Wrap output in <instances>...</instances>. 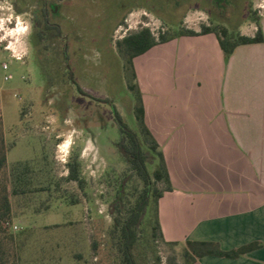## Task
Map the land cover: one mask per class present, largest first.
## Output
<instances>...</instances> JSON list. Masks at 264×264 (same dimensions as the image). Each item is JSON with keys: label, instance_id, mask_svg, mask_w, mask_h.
Instances as JSON below:
<instances>
[{"label": "rangeland", "instance_id": "1", "mask_svg": "<svg viewBox=\"0 0 264 264\" xmlns=\"http://www.w3.org/2000/svg\"><path fill=\"white\" fill-rule=\"evenodd\" d=\"M40 7L41 0H0L3 176L8 180L17 163L35 170L34 191L10 194V226L0 235L9 263L120 264L110 232V203L128 169L115 146L120 133L111 106L103 100L114 104L130 128L137 125L115 41L139 26L156 33L179 24L199 29L201 23H222L242 33L253 22V12L260 18L264 0H67L60 10L63 17L50 19L62 20L71 31L60 24L61 34L43 27ZM122 8L131 12L123 13V23L113 29L116 10ZM37 27L43 35L36 33ZM73 156L81 162V184L64 179ZM135 186L140 182L133 176L126 192ZM149 233L145 220L139 251L148 264L154 255L161 264L170 255L182 263L179 247L151 241Z\"/></svg>", "mask_w": 264, "mask_h": 264}, {"label": "crops", "instance_id": "2", "mask_svg": "<svg viewBox=\"0 0 264 264\" xmlns=\"http://www.w3.org/2000/svg\"><path fill=\"white\" fill-rule=\"evenodd\" d=\"M116 11L113 29L131 8ZM259 25L264 37V10ZM255 31L252 22L241 34ZM133 64L144 122L173 187L158 200L164 239L222 250L259 242L236 258L205 255L193 264H264V41L225 58L214 33L183 35Z\"/></svg>", "mask_w": 264, "mask_h": 264}, {"label": "trees", "instance_id": "3", "mask_svg": "<svg viewBox=\"0 0 264 264\" xmlns=\"http://www.w3.org/2000/svg\"><path fill=\"white\" fill-rule=\"evenodd\" d=\"M252 21L256 24V31L252 36L241 34L236 28L229 29L222 23H201L197 31L179 24L158 30L156 33L148 26H139L115 41V46L123 59L122 68L126 79V88L132 95V110L137 125L136 130L130 128L114 104L109 99L103 100L111 106L113 120L120 133L115 146L128 169V172L119 180L114 199L110 203L113 214L110 232L115 237L120 264H148L139 251L142 225L145 220H147L150 228L149 237L151 241L160 240L173 249L178 247L181 249L182 263L180 264H193L198 258L205 255L236 258L260 246L259 242H252L236 249L222 250L219 244L213 241L186 240L180 243L164 239L159 222L158 200L164 192L171 191L173 187L162 150L144 122L142 95L136 81L133 64L134 57L144 53L154 45L183 35L205 33L215 34L219 46L227 58L240 44L264 41L256 12H253ZM58 33L61 34L60 30ZM78 89L81 92V89ZM19 165L20 163L12 165L8 180L7 177L3 176V170L6 166V151L0 134V234L10 226L12 217L10 194L25 195L34 191L30 188L32 174L35 173L34 168L32 169L27 163H24L21 168ZM66 165L67 174L64 179L78 184L83 183L81 162L77 156L71 157ZM133 176L140 182V186L139 188L135 186V192L128 194L126 183ZM98 247L96 240H93L91 248L95 253H97ZM7 249L5 240L0 235V264H17L15 260L9 263ZM152 262L153 264H161L157 255L153 256ZM166 263L179 264L175 255L167 256Z\"/></svg>", "mask_w": 264, "mask_h": 264}, {"label": "flooded vegetation", "instance_id": "4", "mask_svg": "<svg viewBox=\"0 0 264 264\" xmlns=\"http://www.w3.org/2000/svg\"><path fill=\"white\" fill-rule=\"evenodd\" d=\"M67 0H41V7L39 8L40 11H41V15L43 16V27L45 29H54L57 34H58V30L61 31V27H60V24L62 23V20L60 21L61 23L59 22H54V23H51L50 22V19L51 17H63L61 14H60V10L62 8H65V2ZM34 16H35V25H39L41 22L39 21V17L36 13H34ZM46 18V19H45ZM56 25V26H55ZM61 26L63 27V29L67 32V33H71V31H67L66 28L61 24ZM43 29V30H45ZM37 34L40 33V36L43 35L44 33L40 31V29H38L37 27ZM39 35V34H38Z\"/></svg>", "mask_w": 264, "mask_h": 264}, {"label": "built area", "instance_id": "5", "mask_svg": "<svg viewBox=\"0 0 264 264\" xmlns=\"http://www.w3.org/2000/svg\"><path fill=\"white\" fill-rule=\"evenodd\" d=\"M5 48L8 49L7 46H6ZM10 56L13 57L14 59H19V57L15 56V55H13V54H10ZM3 67L5 68L6 65L4 64ZM7 78H10V75L7 76ZM13 228L16 229L17 227L14 225Z\"/></svg>", "mask_w": 264, "mask_h": 264}]
</instances>
